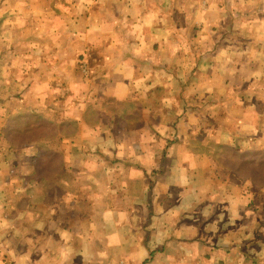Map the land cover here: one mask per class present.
<instances>
[{
    "label": "crops",
    "instance_id": "1",
    "mask_svg": "<svg viewBox=\"0 0 264 264\" xmlns=\"http://www.w3.org/2000/svg\"><path fill=\"white\" fill-rule=\"evenodd\" d=\"M14 115L59 144L0 164V264H264V0H0Z\"/></svg>",
    "mask_w": 264,
    "mask_h": 264
},
{
    "label": "rangeland",
    "instance_id": "2",
    "mask_svg": "<svg viewBox=\"0 0 264 264\" xmlns=\"http://www.w3.org/2000/svg\"><path fill=\"white\" fill-rule=\"evenodd\" d=\"M11 109L13 110L14 108ZM18 116L19 115H14L12 119L9 120L10 122L0 123V164L14 160L23 161L21 156L17 157L11 155V152L16 149L20 150L19 147L28 146L30 150L28 151V158H26L27 156L25 155L26 168L24 170V175L27 177L24 176V178H41L42 180H47L52 175V170L48 165V159L51 157L49 148L54 149L58 146L59 141L56 140V138H48L49 136H41L48 134L50 130L48 122L40 121V123H28V120H26V122L24 120L21 121ZM58 128L61 129L60 124H58ZM23 135L25 136L22 137ZM257 164H261L260 166L263 165L264 167V157L261 162L253 160L248 167L243 166L241 172L239 171L240 174L243 176L246 175L249 178H255L257 176L260 180L264 181V168L256 171L255 167ZM19 178H21V176ZM9 190L10 195L12 194L15 196V191L18 189L16 187H9L7 191ZM42 190H44V187H42ZM37 194H40V192H37Z\"/></svg>",
    "mask_w": 264,
    "mask_h": 264
}]
</instances>
